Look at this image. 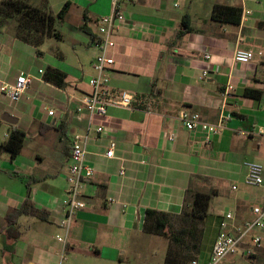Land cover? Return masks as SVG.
Wrapping results in <instances>:
<instances>
[{"label": "crops", "instance_id": "crops-1", "mask_svg": "<svg viewBox=\"0 0 264 264\" xmlns=\"http://www.w3.org/2000/svg\"><path fill=\"white\" fill-rule=\"evenodd\" d=\"M23 1L55 16L70 4L65 20L57 24L67 28L69 36L61 34L57 43L70 40L72 61L61 47L58 61L46 59L40 48L15 35L14 23L0 29V86L14 84L21 74L32 78L19 103L0 94V144L8 141L13 128L26 134L17 158L0 155V229L8 225L6 216L27 201L35 211L14 222L18 240H6L0 232V264H83L91 258L125 264L130 262L126 253L135 256L139 248L142 253L149 249L143 233L147 210L181 216L188 189L216 193L204 223L214 232L213 241L197 259L205 263L225 213L243 223L253 207H264V184L246 181L249 163L261 165L264 178V0H119L110 88L131 93L133 108H109L105 118L91 122L76 108L90 93L89 80L95 75V24L111 14L113 0ZM216 5L241 10L240 23L214 21ZM247 11L251 14L243 17ZM86 46L91 74L85 73ZM237 49L252 52L254 59L236 63ZM48 68L67 75L66 88L44 81ZM204 71L210 73L207 78L202 77ZM228 84L234 91L224 99ZM48 110L56 116L49 117ZM183 110L210 124L226 118L225 128L207 141L204 132L187 131L177 120ZM6 114L17 124L6 123ZM77 135L87 137L85 164L93 176L84 181L87 206L67 230L60 222L68 199L71 142ZM112 142L114 158L108 159ZM261 234L264 243V231ZM263 260L264 245L253 258L236 255L222 264Z\"/></svg>", "mask_w": 264, "mask_h": 264}, {"label": "built area", "instance_id": "built-area-1", "mask_svg": "<svg viewBox=\"0 0 264 264\" xmlns=\"http://www.w3.org/2000/svg\"><path fill=\"white\" fill-rule=\"evenodd\" d=\"M176 7L179 3L175 4ZM245 12L244 16L250 15ZM121 15L119 0L112 1V12L110 15L102 17L96 22L97 37L95 45L97 54L92 63L95 75L89 80L90 93L85 94L78 102L76 111L78 113H87L90 122L94 119H103L107 116L109 108L132 109L134 96L126 91L115 93L110 88L111 72L115 64L111 54L116 47V33L119 30L118 20ZM205 59L211 60L209 55ZM233 59L236 63L248 64L254 59V54L249 51L237 49L234 52ZM43 75V71H39ZM209 71H204L202 77L207 78ZM32 84V78L21 74L17 77L14 84H3L0 86V94L8 97L13 104L21 101L23 95L29 90ZM234 87L227 85L223 97L230 98ZM48 116L54 118L56 113L54 110H48ZM177 120L183 127L190 132L200 130L206 134V140L210 141L213 136L219 135L225 128L226 118H221L218 123L210 124L202 120L197 113H191L183 110L179 113ZM98 132H102L103 128H98ZM263 134L262 131L259 132ZM170 141L175 140V136L169 137ZM87 137L75 136L71 142V160L69 166L68 182V199L64 203L65 214L60 222V226L69 229L71 223L75 219L76 214L84 210L87 206L83 200L84 181L93 176V169L85 164L86 160V144ZM116 144L112 142L106 153L108 159L114 158ZM120 175L124 176V169L120 171ZM246 181L256 186L264 184L263 167L256 163L247 164ZM264 231V207L255 206L251 209V218L243 223H238L234 214L225 213L219 223V230L216 236L211 254L205 263L198 260L192 264H222L228 257L242 255L246 258L257 256L258 252L263 248L262 232ZM60 242H64L63 238L58 237Z\"/></svg>", "mask_w": 264, "mask_h": 264}, {"label": "trees", "instance_id": "trees-1", "mask_svg": "<svg viewBox=\"0 0 264 264\" xmlns=\"http://www.w3.org/2000/svg\"><path fill=\"white\" fill-rule=\"evenodd\" d=\"M69 7L70 4H66L55 16L51 12L32 7L23 0H5L0 2V29L7 23H14L16 25L15 35L18 38L36 48H40L47 39L55 38L57 41L62 40L61 34L57 32V24L65 20ZM241 15L242 11L239 9L216 5L213 9L212 19L220 23L238 25L241 21ZM183 28L185 33L191 31L186 24V20L183 23ZM84 30L90 34L87 29ZM92 38L96 39L93 35ZM43 79L45 82L59 89H64L67 86V75L57 69L48 68ZM246 94L256 99L261 97L260 93L247 92ZM25 139L26 134L24 132L16 128L11 129L8 141L0 144V155L9 153L12 159L17 158L24 147ZM186 195L181 216L185 222L190 224L189 229H183L177 233L170 226L172 217L169 214L156 210H147L143 233L167 238L175 245L185 244V236H189L196 241L197 235L200 232L199 225L205 223L210 201L216 193L215 191L209 193L194 192L192 189H188ZM28 212H35L29 201L20 210L9 213L6 216L5 220L8 225L0 229L1 234H3L6 240L16 241L20 238V233L14 222L21 214ZM202 234L203 231L199 233L200 242ZM193 247L197 251L196 253L199 254V244ZM197 259L192 260L189 264H192ZM164 264H187V260L174 256L169 249Z\"/></svg>", "mask_w": 264, "mask_h": 264}, {"label": "rangeland", "instance_id": "rangeland-1", "mask_svg": "<svg viewBox=\"0 0 264 264\" xmlns=\"http://www.w3.org/2000/svg\"><path fill=\"white\" fill-rule=\"evenodd\" d=\"M57 32L60 34H64L65 38L69 36V31L67 28H62L61 26L57 27ZM47 41V42H46ZM43 45V47H40V50L45 53V58L50 59H57L58 61V47H61L62 51L65 52V56L67 61L71 60L72 56L70 55L71 47L69 45L70 40L66 39L62 43H57L58 41L55 38L47 39ZM88 46L84 47V60L87 62V70L85 71L86 74H91L89 60L90 57L88 55ZM70 57V59H69ZM66 61V60H65ZM72 61V60H71ZM66 63V62H65ZM2 135V133H1ZM76 219V217H75ZM75 219L71 223L75 222ZM171 228L175 230V232H180L183 229H189L190 224L188 222H185L182 218V216L179 217H173L170 220ZM200 232L203 231L201 242L199 233L197 235L196 241L194 239H191L189 236H185V244L183 245H175L172 244L169 239L163 238L160 236H154V235H146L148 240H150V246L148 251H145L142 253L141 249L139 248V253H137L135 256H130V254L126 253V257H128L130 262H125V264H161V262H165L167 251L170 249L172 251V254L174 256L180 257L184 260V258L187 260V264H189L192 260L201 257L204 252L209 248L210 244L213 241V234L214 232L212 230H208L207 225L201 224L199 225ZM151 241H154L152 244ZM199 244V254H197L195 251L194 245L198 246ZM147 248V247H146ZM166 250V251H165ZM156 252V253H155ZM164 256V257H163ZM83 264H110L104 260L91 258L89 261L84 262ZM164 264V263H163ZM259 264H264V260L261 261Z\"/></svg>", "mask_w": 264, "mask_h": 264}, {"label": "water", "instance_id": "water-1", "mask_svg": "<svg viewBox=\"0 0 264 264\" xmlns=\"http://www.w3.org/2000/svg\"><path fill=\"white\" fill-rule=\"evenodd\" d=\"M4 121L6 123H9L11 125H16L17 124V119L13 118L12 116H10L9 114H6L4 116Z\"/></svg>", "mask_w": 264, "mask_h": 264}]
</instances>
